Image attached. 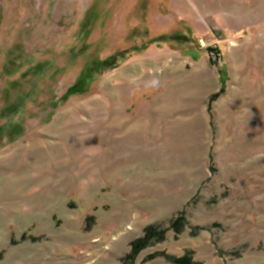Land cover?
Listing matches in <instances>:
<instances>
[{"label": "rangeland", "instance_id": "1", "mask_svg": "<svg viewBox=\"0 0 264 264\" xmlns=\"http://www.w3.org/2000/svg\"><path fill=\"white\" fill-rule=\"evenodd\" d=\"M151 226L134 264H264V0H0V264H121Z\"/></svg>", "mask_w": 264, "mask_h": 264}, {"label": "trees", "instance_id": "2", "mask_svg": "<svg viewBox=\"0 0 264 264\" xmlns=\"http://www.w3.org/2000/svg\"><path fill=\"white\" fill-rule=\"evenodd\" d=\"M209 57H210V61L213 63L212 61V54H221L217 49L214 48H207ZM222 55V54H221ZM120 56L118 55H114L110 58H108L107 61L102 62V66H101V70L102 72L105 70H110V69H114V61L119 59ZM88 78V76H80L79 80L70 88V90L68 91L67 95L71 96L74 95L78 92H82L83 88H82V84L81 81H83V79ZM220 82H221V86H220V90L219 92L213 94L209 101H208V111H211V106L212 104L225 92L226 89V82L227 79L225 78V74L221 73L220 75ZM85 89V88H84ZM184 221L183 217H178L176 220H174L171 224V228L173 230H176V232L178 231V227L181 225V227L184 225H182V222ZM166 231L164 229H160V228H156L155 226H151L148 227L145 231L144 234L141 238L135 240L134 242H132L131 244V251L130 253L125 257V259L123 260V262L121 264H134L135 259L138 255V253L146 248L148 245L152 244V243H157V242H162L165 239V235H166ZM158 255V254H156ZM1 259V256H0ZM171 260L177 264H203V263H199V262H195L193 260V254L192 252H186V255H184L181 258H171Z\"/></svg>", "mask_w": 264, "mask_h": 264}, {"label": "crops", "instance_id": "3", "mask_svg": "<svg viewBox=\"0 0 264 264\" xmlns=\"http://www.w3.org/2000/svg\"><path fill=\"white\" fill-rule=\"evenodd\" d=\"M204 61L205 60H203V62ZM203 62L201 64V66H207V64H205V62L204 63ZM212 68L213 67L211 65H209V72H211L214 76V70H213L214 68L213 69ZM216 79H217V81H214V83L211 85H208V83H207L206 89H208V91H209L208 93L210 95L217 93L220 89V75L219 76L217 75Z\"/></svg>", "mask_w": 264, "mask_h": 264}, {"label": "built area", "instance_id": "4", "mask_svg": "<svg viewBox=\"0 0 264 264\" xmlns=\"http://www.w3.org/2000/svg\"><path fill=\"white\" fill-rule=\"evenodd\" d=\"M202 45H204L203 47H207V45L204 43V41L202 40ZM210 58V57H209ZM212 61H213V64H218L221 62V59H222V55L221 54H212Z\"/></svg>", "mask_w": 264, "mask_h": 264}]
</instances>
